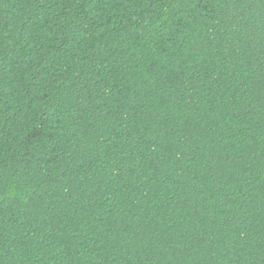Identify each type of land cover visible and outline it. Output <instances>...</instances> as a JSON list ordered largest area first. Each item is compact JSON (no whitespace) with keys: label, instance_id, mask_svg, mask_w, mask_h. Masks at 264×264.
Returning a JSON list of instances; mask_svg holds the SVG:
<instances>
[{"label":"trees","instance_id":"trees-1","mask_svg":"<svg viewBox=\"0 0 264 264\" xmlns=\"http://www.w3.org/2000/svg\"><path fill=\"white\" fill-rule=\"evenodd\" d=\"M0 264H264V0H0Z\"/></svg>","mask_w":264,"mask_h":264}]
</instances>
